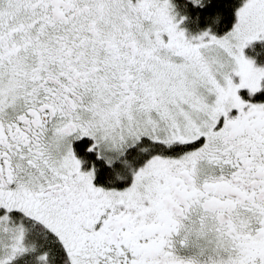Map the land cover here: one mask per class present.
Listing matches in <instances>:
<instances>
[{
	"label": "snow or ice",
	"instance_id": "obj_1",
	"mask_svg": "<svg viewBox=\"0 0 264 264\" xmlns=\"http://www.w3.org/2000/svg\"><path fill=\"white\" fill-rule=\"evenodd\" d=\"M264 264V0H0V264Z\"/></svg>",
	"mask_w": 264,
	"mask_h": 264
},
{
	"label": "flooded vegetation",
	"instance_id": "obj_2",
	"mask_svg": "<svg viewBox=\"0 0 264 264\" xmlns=\"http://www.w3.org/2000/svg\"><path fill=\"white\" fill-rule=\"evenodd\" d=\"M207 245H192L187 249L181 250V255L192 261L193 264H204L206 260L211 259V253L207 251Z\"/></svg>",
	"mask_w": 264,
	"mask_h": 264
}]
</instances>
